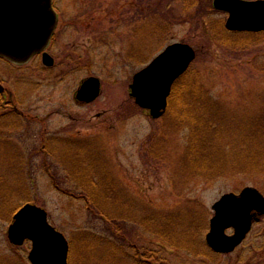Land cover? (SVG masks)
I'll return each instance as SVG.
<instances>
[{"label": "rangeland", "instance_id": "rangeland-1", "mask_svg": "<svg viewBox=\"0 0 264 264\" xmlns=\"http://www.w3.org/2000/svg\"><path fill=\"white\" fill-rule=\"evenodd\" d=\"M58 7L64 21L84 23L81 30L63 32L52 51L57 63L69 54L73 65L50 70L41 58L23 66L0 58V82L16 97L21 111L13 124L0 119V203L9 200V207L0 204V264H31V244L15 246L8 238L13 216L25 203L45 209L50 223L65 235L69 264H145L150 253L154 264H264L254 256L260 241L256 232L226 255H216L206 243L213 205L246 187L264 196V173L228 171L211 178L196 174L186 166L191 128L169 111L153 119L130 90L133 76L168 45L187 43L197 57L179 81L181 97L185 86L193 85L190 75L197 74L215 108L233 127L230 131L246 129L264 111V34L247 49L223 46L213 35L216 29L232 40L253 33L230 32L227 13L188 11L183 0H58ZM80 59L81 66L75 63ZM90 76L101 80V95L90 104H79L76 91ZM45 132L62 138L59 148L43 146ZM72 142L80 147H64ZM85 149L105 156L117 192L140 204L132 221L115 223L120 233L112 232L84 200L64 193L80 192L60 153L82 154ZM150 210L193 223L196 249L173 246L150 225L144 227L139 221Z\"/></svg>", "mask_w": 264, "mask_h": 264}, {"label": "water", "instance_id": "water-1", "mask_svg": "<svg viewBox=\"0 0 264 264\" xmlns=\"http://www.w3.org/2000/svg\"><path fill=\"white\" fill-rule=\"evenodd\" d=\"M214 8L229 14L226 28L230 31H264V0H214ZM56 25L52 0H0V57L25 64L48 45ZM193 46L176 42L168 45L133 76L131 96L136 104L149 111L154 119L164 115L175 82L196 59ZM43 62L53 65V58L43 54ZM101 94L97 77L86 79L77 92L81 102H94ZM215 212L206 235L208 246L215 252H233L251 228L252 212L264 213V197L253 187L240 194L223 195L213 205ZM234 229L233 235L226 230ZM8 238L15 246L31 244V264H69L70 245L63 233L49 221L45 209L24 204L13 216Z\"/></svg>", "mask_w": 264, "mask_h": 264}, {"label": "trees", "instance_id": "trees-1", "mask_svg": "<svg viewBox=\"0 0 264 264\" xmlns=\"http://www.w3.org/2000/svg\"><path fill=\"white\" fill-rule=\"evenodd\" d=\"M183 2L188 11L194 10L200 13L203 8L207 12L214 10L212 0H183ZM213 35L223 46L247 49L257 43L255 37L260 34H250L248 37L232 40L220 35V31L216 29ZM188 80L193 81V85L185 86L187 92L184 97L180 95L179 81L176 82L168 108L169 112L174 113L176 120L191 128L186 166L196 174L209 178L228 171L264 173V111L255 120H251L246 129L230 131L233 127L226 124L227 118L215 108L214 100L200 84L198 75L192 74ZM213 114L221 116V120L216 117L213 119ZM96 154L87 150L82 154H70L67 151L60 153L64 169L70 172L75 187L80 192L76 195L75 192L64 189L66 190L64 193L70 192L67 194L84 200L88 209L106 221L112 232L120 233L121 230L115 223H121L127 218L132 221L133 217H136L135 212L141 210L137 207L140 204H135L122 191L117 192L118 184L111 175L109 162L104 158L105 156L97 157ZM1 203L8 206L9 200L4 198ZM7 206L3 205L1 208L7 209ZM135 206L137 209L133 211ZM185 220L175 216L174 213L150 210L147 217H143L139 222L145 225L144 227L150 225L151 231L167 243L194 251L198 246V235L193 223H186ZM185 225L186 229L183 227ZM111 247L112 245L110 249ZM136 250L138 256H141L139 249ZM145 253L147 252L144 251L143 254ZM150 254L152 257L145 258L143 262L157 263L153 260L154 254Z\"/></svg>", "mask_w": 264, "mask_h": 264}, {"label": "flooded vegetation", "instance_id": "flooded-vegetation-1", "mask_svg": "<svg viewBox=\"0 0 264 264\" xmlns=\"http://www.w3.org/2000/svg\"><path fill=\"white\" fill-rule=\"evenodd\" d=\"M52 8H53V10L55 11V14H56V25H55L54 31H53V33L51 35L49 44H48V46H47V48H46V50L44 52L48 53L53 58V65L52 66H47L46 64H44V62H43V53L38 54L37 56H35L33 58V59L41 58L43 66L45 65V67L50 68V70L56 69V67L59 66V65H61L62 67L73 65L72 59L70 58L69 54L66 55L63 58L64 60L62 62L57 63L56 58H54L53 55H52V51L54 50V48H55V46L57 44L58 37L60 35H62L63 32L66 33V30L68 32L69 31L68 28L76 27L79 30H81L82 26L84 27V23H82L81 21H77V20L64 21L62 19V14H61V11H60V9L58 7V0H52ZM83 12H85L84 9H83ZM75 63L76 64L79 63L80 66L82 65L81 59H80L79 62H75ZM12 64H14V63H12ZM65 64H67V65H65ZM14 65L23 66L24 64L23 65L14 64ZM86 79L81 81V83H80V85H79V87H78V89L76 91V94H75V101L77 103H79V104H84V105H86L87 103L81 102V101H79L77 99V92H78L80 86L82 85V83ZM0 110H5V113L4 112L3 113L0 112V119L6 120V122H7L6 125L7 124H13V123H11L12 121L13 122H17L18 120L15 117H17V115H19V113H21V111L17 107L16 97L14 95H12V94H8L7 93V88L1 82H0ZM5 128H6V126H5ZM42 138H43V146H45V148H59L60 146H58V144H62L63 143V141H60V139H62V138H57L56 136L55 137H51L46 132L44 133ZM68 145H73L75 147H80V146H77V145H80V144H77L75 142L66 144L64 147L67 148ZM254 232H256L257 240H260L259 243L254 248V252H255L254 256L258 260H263L264 259V213L255 212V211L252 212L251 228H250L249 232L247 233V235L245 236L244 240L242 241V243L239 246H241L243 243L247 242L250 239V237L253 235ZM226 233L229 234V235H233L234 229L233 228H229V229L226 230ZM212 251H214V250H212ZM214 253L216 255L230 254V253H220V252H215V251H214Z\"/></svg>", "mask_w": 264, "mask_h": 264}]
</instances>
